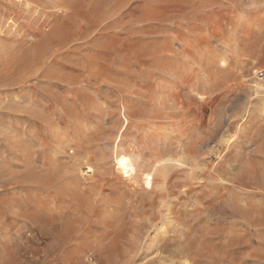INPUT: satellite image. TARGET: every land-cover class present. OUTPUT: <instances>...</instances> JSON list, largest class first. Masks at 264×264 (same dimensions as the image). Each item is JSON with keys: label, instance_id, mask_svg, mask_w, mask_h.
<instances>
[{"label": "rangeland", "instance_id": "1", "mask_svg": "<svg viewBox=\"0 0 264 264\" xmlns=\"http://www.w3.org/2000/svg\"><path fill=\"white\" fill-rule=\"evenodd\" d=\"M256 82L264 0H0V264H264Z\"/></svg>", "mask_w": 264, "mask_h": 264}, {"label": "bare ground", "instance_id": "2", "mask_svg": "<svg viewBox=\"0 0 264 264\" xmlns=\"http://www.w3.org/2000/svg\"><path fill=\"white\" fill-rule=\"evenodd\" d=\"M254 85L256 94L264 95V82H256Z\"/></svg>", "mask_w": 264, "mask_h": 264}, {"label": "built area", "instance_id": "3", "mask_svg": "<svg viewBox=\"0 0 264 264\" xmlns=\"http://www.w3.org/2000/svg\"><path fill=\"white\" fill-rule=\"evenodd\" d=\"M263 75V74H262Z\"/></svg>", "mask_w": 264, "mask_h": 264}]
</instances>
